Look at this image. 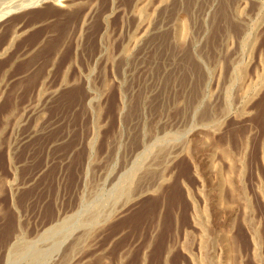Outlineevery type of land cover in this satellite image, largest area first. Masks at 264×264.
Here are the masks:
<instances>
[{"label":"rangeland","instance_id":"rangeland-1","mask_svg":"<svg viewBox=\"0 0 264 264\" xmlns=\"http://www.w3.org/2000/svg\"><path fill=\"white\" fill-rule=\"evenodd\" d=\"M137 1L78 0L77 20L48 2L0 21V48L14 26L22 35L0 57V264H36L19 259L32 251L53 264L60 240L62 264H166L172 243L167 264H222L205 221L213 198L197 189L201 131L246 162L233 184L247 212L223 214L218 233L231 232L242 264H264V0ZM162 173L158 194L139 191ZM185 186L203 206L202 248L197 233L184 240Z\"/></svg>","mask_w":264,"mask_h":264},{"label":"bare ground","instance_id":"bare-ground-1","mask_svg":"<svg viewBox=\"0 0 264 264\" xmlns=\"http://www.w3.org/2000/svg\"><path fill=\"white\" fill-rule=\"evenodd\" d=\"M78 0H25L24 2L18 4V5H15V6H8L6 7L5 4V8H0V21H3V19L5 18H8L9 16L13 15V14H19V13H22V12H25V11H28V10H33L45 3H48V2H53L55 4V6L57 7H60V8H67V9H73L75 6H72L71 3L75 2ZM136 1V0H135ZM141 0H138L137 3H139ZM161 2V1H160ZM166 2V1H165ZM175 3V2H174ZM78 4V3H77ZM164 4V3H163ZM162 4V5H163ZM74 5V3H73ZM153 5V4H152ZM166 5V4H164ZM1 6V5H0ZM137 6V5H136ZM147 6V5H146ZM71 9V10H72ZM74 10V9H73ZM80 14H81V10L79 7L75 8V10L72 12V14H70V18L71 20H77L79 17H80ZM90 14V13H87V15ZM89 17V16H88ZM86 20V18H85ZM241 31V30H240ZM21 31L19 30V27H16L14 26V29L8 39V41L4 44V46L2 48H0V57L4 54H7L10 50H12L13 46L15 45V42L18 41L17 39H19L20 36H22L21 34ZM25 33V32H24ZM252 35V34H251ZM63 40V38H62ZM65 40H63L62 42L64 43ZM61 44V43H60ZM59 45V44H58ZM250 45V44H249ZM17 46V45H16ZM58 47V46H57ZM54 49V48H53ZM253 53V52H252ZM264 53V52H263ZM250 54V53H249ZM256 54V53H255ZM33 59V58H32ZM35 60V59H33ZM235 60V58H234ZM236 61V60H235ZM251 61V60H250ZM31 62V61H30ZM240 63V62H239ZM247 63V62H246ZM241 64V63H240ZM232 65V64H231ZM234 66L236 64H233ZM242 65V64H241ZM240 65V66H241ZM13 67V66H12ZM239 67V66H238ZM243 67V66H242ZM248 65H246V68L245 70L247 69L248 70ZM30 68V66H29ZM246 70V72H247ZM29 71V70H28ZM237 72V71H236ZM240 72V71H239ZM232 74V73H231ZM245 76V78H244ZM238 77H242V79H244V81L246 80L247 78V74L245 75L244 72H240L238 73ZM240 79V78H239ZM263 80V79H262ZM226 81V83L228 82V79L224 80ZM231 81V80H229ZM243 81V80H242ZM224 83V84H226ZM230 83V82H229ZM253 83V82H252ZM257 83V82H256ZM245 90V89H244ZM221 133V132H219ZM198 135V134H197ZM200 135L201 137L196 140L195 139V144H199V147L202 149L203 148H208V154L206 155V158L205 161L203 162V167L201 165L202 168H205L208 170V172L205 174L202 173V171H200V169L198 168L199 166H194L195 167V174L197 175V178L199 180V185H198V190H199V186L201 185V189L203 188L204 190L205 189H208V190H205L208 194L211 195V198H213V206L210 205L209 203V213L206 215L207 217H205V221L206 223L210 224L209 226L212 225L213 229L214 230V235L216 234V239H215V242L219 243V246H221V249H222V255H223V260L224 262L222 264H242L241 263V258H239L240 256L238 255V249H237V245L235 243V241L233 240V236H231V232H228L227 234H225L226 232L224 233V235H221L220 233V228L222 226L219 225V223L223 220L222 218V215L223 214H227V213H234V211H237L239 208H240V211L242 210L244 212H247L245 210H247L248 208V197L247 198H243L242 194L238 193L236 190V187L235 185L233 184V181L236 179V178H240V174H242L243 171L242 168L245 167V158L243 159L242 157L240 159H235L233 157H235V153H233V148L231 146V144H229V141L228 142H216L214 138L215 135L211 137H207L205 136L204 133H202V131L200 132ZM193 136V135H192ZM211 136V135H210ZM138 137V136H137ZM135 138L133 137V140H131V143L128 144V148H127V151L129 153V156H131V158L133 156H136L138 157L137 155L139 154V151H140V147H141V142L139 141L138 138ZM197 136H195L196 138ZM199 137V136H198ZM225 137V136H224ZM135 138V139H134ZM194 138V137H193ZM247 139V138H246ZM146 140V139H145ZM194 140V139H193ZM240 141V140H239ZM245 141V140H244ZM191 143V142H190ZM247 144V141L246 142H243L241 140V148L244 147V145ZM239 146V145H238ZM246 147V146H245ZM198 148V147H197ZM263 148V146H262ZM239 150V149H238ZM245 150V149H244ZM192 151V150H191ZM190 151V148L187 147L183 152L185 154L188 155V157L192 156L193 154L191 153ZM237 151V150H236ZM250 151V150H249ZM235 152V151H234ZM192 154V155H191ZM243 154V153H242ZM245 154V153H244ZM241 155V154H240ZM239 156V155H238ZM243 156V155H242ZM264 156V155H263ZM237 157V156H236ZM130 158V157H129ZM130 158V159H131ZM138 159V158H137ZM203 159V158H202ZM139 160V159H138ZM193 160V159H192ZM128 161V160H127ZM138 162V161H137ZM194 162V160H193ZM192 162V163H193ZM139 163V162H138ZM194 164V165H195ZM227 166V169H224V165ZM205 166V167H204ZM257 166V165H256ZM139 167L135 168V170H133V172L128 176V180H133L134 177H136L137 175V171H139L138 169ZM241 168V169H240ZM170 170V169H169ZM174 170V169H173ZM203 170V169H202ZM206 170V171H207ZM244 170V169H243ZM257 170V169H256ZM153 171V170H152ZM164 171V170H163ZM204 171V170H203ZM254 171V170H253ZM159 172V171H158ZM257 172V171H256ZM154 173V172H153ZM165 174V173H164ZM164 174L162 173L163 176H160V179L159 181H157V183L154 185V186H151L149 185V188H146V189H140L139 191L140 192H143L145 190H148V191H151L153 194H158L160 191H161V188H164L163 185L164 183L167 181V178L164 176ZM157 174H155L156 176ZM159 175V174H158ZM243 175V174H242ZM174 177V176H173ZM243 177H241L242 179ZM249 178V177H248ZM150 179V178H149ZM152 179V178H151ZM244 179V178H243ZM126 180V179H125ZM169 180V178H168ZM184 180V179H182ZM247 180V179H246ZM245 180V181H246ZM262 180V179H261ZM197 181V180H196ZM241 181V180H240ZM253 181V180H252ZM120 182V181H119ZM140 182V181H139ZM145 182V181H144ZM154 182V181H153ZM168 182V181H167ZM254 182V181H253ZM184 183V182H183ZM198 183V182H197ZM257 183V182H256ZM261 183V182H260ZM127 184V183H126ZM142 184V183H141ZM153 184V183H152ZM135 185V184H134ZM125 186V185H124ZM148 186V185H147ZM134 187V186H133ZM145 187V186H144ZM186 187V186H185ZM191 187V186H190ZM247 187V186H245ZM140 188V187H139ZM188 188L187 190V195H188V198L190 200V205H191V214H190V220H191V224L190 226H188L187 228L185 227V237L186 241H190L191 239H189L188 237L194 235L193 233H197V235H194L193 237V241H195V238L196 236H198V244L200 245L199 247H203L204 245V240L203 238L206 237L204 236L203 237V234L201 233H204L205 231V228H206V223H204L202 220V217H201V212H202V208L201 206L198 204L197 202V199L194 198V194L192 191H191V188L189 189V187H186ZM164 190V189H163ZM193 190V189H192ZM139 192V193H140ZM146 193V192H145ZM201 193V192H200ZM203 193V192H202ZM161 194V193H160ZM138 195V194H137ZM204 195V194H203ZM207 195V194H206ZM209 195V197H210ZM242 195V196H241ZM246 195V194H244ZM263 195V194H262ZM132 197V195H130ZM252 196V195H251ZM137 198V197H136ZM203 198V197H202ZM207 198V197H205ZM264 198V197H263ZM131 199V198H130ZM251 199V198H250ZM252 200V199H251ZM131 201V200H130ZM129 202V201H128ZM251 202V201H250ZM131 203V202H129ZM167 205V204H166ZM147 207V206H146ZM239 207V208H238ZM242 208V209H241ZM205 209V208H204ZM255 209V208H254ZM207 210V209H205ZM256 210V209H255ZM208 211V210H207ZM206 211V212H207ZM239 211V210H238ZM237 211V212H238ZM163 213V212H162ZM204 214V211L202 212ZM161 214V213H160ZM180 214V213H179ZM177 213V215H179ZM245 215V214H244ZM163 216V215H162ZM183 216V215H182ZM209 216H210V219H209ZM248 216V215H247ZM255 216V215H254ZM111 217V216H110ZM159 217V216H158ZM178 218V217H177ZM232 218V217H231ZM235 218V217H234ZM160 218H158L159 220ZM209 219V220H208ZM221 219V221H220ZM178 220V219H177ZM182 220V219H181ZM210 220H212V223H210ZM217 220V221H216ZM213 221L214 222H218L216 224H213ZM234 221V220H233ZM245 221V220H244ZM248 221V220H247ZM226 222V221H225ZM165 223V222H164ZM230 224V223H229ZM218 225V226H217ZM232 225V224H231ZM63 227V226H62ZM230 227V226H229ZM233 227V226H232ZM262 227V226H260ZM248 229V228H247ZM255 229V228H254ZM50 230V229H49ZM59 230V231H58ZM58 230H54V231H51L49 232L46 236H45V239L44 240H49V241H52L55 236L59 235L60 231H62L63 229H58ZM208 230V228H207ZM197 231V232H195ZM175 232V231H174ZM177 233V232H176ZM252 234V233H251ZM89 232H84V234L82 236H84V239H86V237H88ZM177 236V235H176ZM256 236V235H255ZM211 237V236H210ZM238 240V238H237ZM76 241V240H75ZM258 241V240H257ZM64 240H60V241H57L54 246L52 247L53 250H56V255L55 257L53 258V261L54 263L56 264H62L63 261L66 259L69 258V255H71V253H67L65 255H63L62 257L60 252H61V248H62V244H63ZM191 242V241H190ZM13 243V242H12ZM195 243V242H194ZM192 244V243H191ZM62 245V246H61ZM73 245V244H72ZM76 247L78 246V244H75ZM75 245H73V247H75ZM175 245L176 243H172L170 245H168V249H167V253H166V256H165V263H169V257L170 255H172V251L173 249L175 248ZM37 246V244H36ZM188 244L186 242H184L183 244V247H184V250L185 251H188ZM196 246V245H194ZM8 247V246H7ZM75 247V248H76ZM79 247V246H78ZM84 247V246H83ZM86 247V245H85ZM257 247V246H256ZM69 248V247H68ZM67 248V249H68ZM78 249V248H76ZM88 249V248H87ZM73 248L70 250L72 251ZM80 251V250H79ZM84 251V250H83ZM193 251V250H192ZM25 252V251H24ZM45 252V251H44ZM42 252V253H44ZM76 252V251H75ZM81 252V251H80ZM201 252V251H200ZM8 253V252H7ZM22 253V252H21ZM31 254L29 255V253L27 254L26 253H22L20 255V258L19 259H24V258H27L29 256H31L32 258L36 257L37 260H40L43 261V258H39V252H30ZM62 253V252H61ZM77 253V252H76ZM240 253V252H239ZM19 254V253H18ZM84 254V253H83ZM188 254V253H187ZM215 254V253H214ZM245 254V253H244ZM17 255V254H16ZM44 255H46L45 253L43 254V257H45ZM15 256V255H14ZM50 256V255H49ZM79 256V255H78ZM83 256V255H82ZM38 257V258H37ZM78 257H75L72 259V262L74 260H76ZM86 258V257H85ZM192 258V257H191ZM201 258V257H200ZM84 259V258H83ZM83 259L81 260L83 262ZM202 259V258H201ZM209 260V259H208ZM257 260V259H256ZM39 261V262H41ZM39 262H36V264H39ZM76 262V261H75ZM81 262V263H82ZM90 262V260L88 261ZM220 262V261H219ZM218 262V263H219ZM222 262V260H221ZM53 263V264H54ZM87 263V262H86ZM40 264H43L42 262ZM51 264V263H50ZM71 264V263H70ZM74 264V263H73ZM95 264V263H93ZM121 264V263H120ZM220 264V263H219ZM262 264V263H261Z\"/></svg>","mask_w":264,"mask_h":264}]
</instances>
